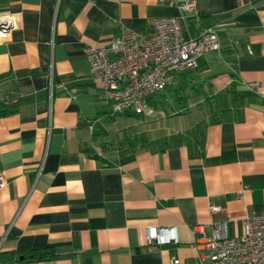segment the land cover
Segmentation results:
<instances>
[{
  "label": "crops",
  "instance_id": "0c3cea01",
  "mask_svg": "<svg viewBox=\"0 0 264 264\" xmlns=\"http://www.w3.org/2000/svg\"><path fill=\"white\" fill-rule=\"evenodd\" d=\"M185 1L0 0V264H184L201 250L193 224L235 236L264 215V0ZM170 16L185 38L210 26L220 40L163 95L190 118L159 117L157 94L145 114L107 118L83 47ZM149 226L177 241L147 243Z\"/></svg>",
  "mask_w": 264,
  "mask_h": 264
},
{
  "label": "built area",
  "instance_id": "2783aa9c",
  "mask_svg": "<svg viewBox=\"0 0 264 264\" xmlns=\"http://www.w3.org/2000/svg\"><path fill=\"white\" fill-rule=\"evenodd\" d=\"M194 4L195 0H187L180 8L188 10ZM153 25L152 34L121 27L106 45L83 47L92 82L111 100L107 118L123 112L145 114L150 108V97L165 89L175 72L194 67L196 58L206 51L220 50L219 36L213 27H204L197 36L185 38L176 17L155 18ZM11 26L10 18H0V40ZM256 85L257 82L248 83L251 88ZM95 120L98 118L89 123L90 129ZM4 184L0 176V187ZM219 210L213 203L208 206L211 214ZM243 225L240 235L228 236L224 221L193 224L194 245L201 250L184 264H264V215L247 216ZM145 240L162 244L177 241V236H168L165 227L149 226ZM171 264L180 262L174 259Z\"/></svg>",
  "mask_w": 264,
  "mask_h": 264
},
{
  "label": "rangeland",
  "instance_id": "374dc122",
  "mask_svg": "<svg viewBox=\"0 0 264 264\" xmlns=\"http://www.w3.org/2000/svg\"><path fill=\"white\" fill-rule=\"evenodd\" d=\"M171 89H173V87L169 84L163 91H161L160 93H158L157 95H156V97L158 96L159 97V95H164L165 94V92H168V91H170ZM171 94V93H170ZM170 94L168 95H166V96H163V98H161L162 99V102H163V105L161 106H159V104H158V108L160 107V109L161 108H163V109H161L160 111H159V113H160V115H159V117H163L166 113H167V120L170 122H173V121H178V122H180V123H182V124H184L185 122H186V120H188L189 118H190V114H189V112H192L193 111V108H191L188 104H185V105H178V104H173L172 102H173V98L170 96ZM172 101V102H171ZM171 108H177V109H182V108H184L185 110L186 109H188V111L187 112H185V113H182V114H180V115H170L169 113H170V111H171ZM162 114H164V115H162ZM138 116V115H137ZM136 119H137V117L136 116H130L128 119H127V121L129 122V124L131 123V122H134V121H136ZM149 127H151V126H149ZM142 128L143 127H141V131H142Z\"/></svg>",
  "mask_w": 264,
  "mask_h": 264
},
{
  "label": "trees",
  "instance_id": "16d2710c",
  "mask_svg": "<svg viewBox=\"0 0 264 264\" xmlns=\"http://www.w3.org/2000/svg\"><path fill=\"white\" fill-rule=\"evenodd\" d=\"M19 252H30L36 258H43V257H47V256L50 255V251L45 250V249H28L26 251L22 250V249H18L15 252L11 253V255L14 254V253H19ZM2 256L6 257V255H4V254L1 255V257Z\"/></svg>",
  "mask_w": 264,
  "mask_h": 264
}]
</instances>
